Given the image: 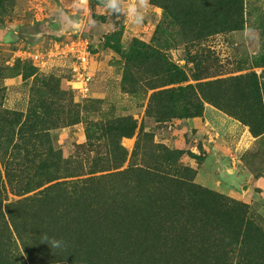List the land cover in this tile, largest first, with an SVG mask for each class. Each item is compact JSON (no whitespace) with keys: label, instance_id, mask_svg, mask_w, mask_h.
Segmentation results:
<instances>
[{"label":"rangeland","instance_id":"1","mask_svg":"<svg viewBox=\"0 0 264 264\" xmlns=\"http://www.w3.org/2000/svg\"><path fill=\"white\" fill-rule=\"evenodd\" d=\"M132 2L0 0V264H264V0Z\"/></svg>","mask_w":264,"mask_h":264},{"label":"built area","instance_id":"2","mask_svg":"<svg viewBox=\"0 0 264 264\" xmlns=\"http://www.w3.org/2000/svg\"><path fill=\"white\" fill-rule=\"evenodd\" d=\"M69 54L76 60L74 66V74L78 78L79 81L76 82L78 85V89L81 92H86L87 82H86V69L89 66V41L88 39L80 40L79 46H71L69 50Z\"/></svg>","mask_w":264,"mask_h":264},{"label":"clouds","instance_id":"3","mask_svg":"<svg viewBox=\"0 0 264 264\" xmlns=\"http://www.w3.org/2000/svg\"><path fill=\"white\" fill-rule=\"evenodd\" d=\"M81 3L86 4L87 0H80ZM124 5V0H108V9L113 13H122L124 8L121 7ZM149 7V0H133V2L128 6L127 13L132 19L133 23L139 24L143 21L144 15L138 9H147Z\"/></svg>","mask_w":264,"mask_h":264},{"label":"trees","instance_id":"4","mask_svg":"<svg viewBox=\"0 0 264 264\" xmlns=\"http://www.w3.org/2000/svg\"><path fill=\"white\" fill-rule=\"evenodd\" d=\"M238 13L239 12H237L236 9L227 10V15H224V16L227 17L228 19L225 21H222L221 24H219V25H222V27L225 25H228L229 27H234L235 25L237 26L238 20L234 19V17H238ZM59 188H61V187H59ZM45 191H47V189L44 190L42 195L49 193V192H45Z\"/></svg>","mask_w":264,"mask_h":264}]
</instances>
